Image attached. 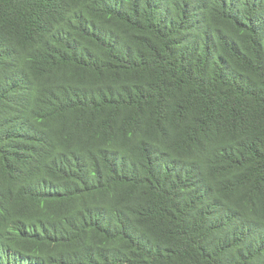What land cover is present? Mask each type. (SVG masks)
Here are the masks:
<instances>
[{
	"label": "trees",
	"instance_id": "obj_1",
	"mask_svg": "<svg viewBox=\"0 0 264 264\" xmlns=\"http://www.w3.org/2000/svg\"><path fill=\"white\" fill-rule=\"evenodd\" d=\"M0 264H264V0H0Z\"/></svg>",
	"mask_w": 264,
	"mask_h": 264
}]
</instances>
